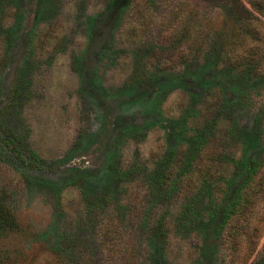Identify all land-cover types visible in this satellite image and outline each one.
Returning a JSON list of instances; mask_svg holds the SVG:
<instances>
[{"label":"rangeland","instance_id":"obj_1","mask_svg":"<svg viewBox=\"0 0 264 264\" xmlns=\"http://www.w3.org/2000/svg\"><path fill=\"white\" fill-rule=\"evenodd\" d=\"M10 1L1 21V35L8 30L10 39L0 38V196L18 229L0 236V264H121V251L123 261L133 252V264H224L227 203L240 177L231 187L210 183L208 194L197 190L194 169L182 177L175 172L164 199L148 184L167 154L176 159L201 136L208 151L264 156V87L240 84L236 71L205 61L207 41L206 50L197 46L202 39L193 45L188 37L183 47L172 41L171 14L185 1L206 13L204 3ZM222 20L209 23L210 30ZM177 45L180 56L173 53ZM134 68L149 80L128 86ZM18 81L25 92L10 107ZM240 133L249 135L247 142ZM3 139L34 152L39 167L13 156ZM111 161L130 173L114 189ZM222 171L229 175L233 167ZM260 177L254 181L263 190ZM106 187L109 201L102 207L94 199ZM135 199L141 213L133 219L128 205ZM186 200L191 212L179 228ZM115 208L125 215L119 248L113 235L103 234ZM162 213L164 241L151 233ZM249 227L260 232L249 260L255 252L264 260V204Z\"/></svg>","mask_w":264,"mask_h":264},{"label":"trees","instance_id":"obj_2","mask_svg":"<svg viewBox=\"0 0 264 264\" xmlns=\"http://www.w3.org/2000/svg\"><path fill=\"white\" fill-rule=\"evenodd\" d=\"M201 1L207 9L206 13H203L204 11H202V8L198 6L197 3L191 5L189 2L186 3L185 1L174 14H171L173 18V25L170 28L172 41L175 43H182L183 47L186 45L188 37H191L193 45H197L195 44L196 41L202 39L201 43L197 46L201 45V48L205 50V42L207 41L205 61L213 63L214 66H217V63L220 62L221 65L225 66L228 70L236 71L239 75L238 79L240 84L250 82L256 85L260 84V87L263 88L264 0ZM11 5L10 0H0V38L7 42L10 39V34L8 30H6V32L1 35V21L7 20L8 16H5L9 14L6 13L10 10ZM207 6L211 8H207ZM213 9H216V11H213ZM219 15L223 19L222 25L218 30L211 31L208 24L218 18ZM202 20H205L203 25L201 24ZM179 47L181 46L177 45L173 53H179L180 56L182 51H178ZM148 80L149 77L146 74L143 72L138 73L136 68H134L129 75V82L127 85L132 86L147 82ZM24 92V82L20 83V81H18L12 86L8 97L10 107L14 106L16 102L22 98ZM221 106L224 105L221 104ZM221 106H218L217 111L220 110ZM261 107L259 114L264 116V105ZM247 136H249L247 133H240L238 138H242L243 142H247ZM204 137L205 136H201L197 143L180 152L176 159L174 152L167 154L163 162H160L155 171L152 172L148 184L154 189L157 196H162L161 198L164 199L167 196L164 187L171 182L170 180L173 179L171 175L175 176V172L182 177L187 175L186 173H188L190 169H194L195 172L191 175H195L199 183L197 190H204L208 194L209 190H211L209 188L210 183L218 181L219 183L221 182L231 187L236 183L238 177H240L241 183L236 187L237 190L235 189L236 191L227 203L226 218L229 220V224L226 227L222 239H224V241H226L225 243L229 246V251L224 264H264V260H262L261 254L258 252H255L254 257L249 260L260 234L256 229L249 227V222L256 213V207H258L259 204H264V189H259L257 187V181H254L257 175L262 177L264 174V172L261 173L264 168V156L257 157V154L248 155L250 152L245 150L242 152L243 154L238 157L222 155L220 152L216 151V149L208 151L209 148L204 147ZM1 145L10 148L9 150L13 156H16L26 165L39 167V159L36 154L32 151H27V154L23 153L18 149L17 143L12 139H3ZM173 161L175 164H173ZM170 164H173L174 172L171 170ZM226 165H232L233 167V172L229 175L222 171L223 166ZM108 168L114 174L112 189H114V184L123 183L124 180L130 176V173L118 170L114 161L108 164ZM261 177L259 179H261ZM109 190L110 187H106L98 191L97 195H95L94 202L104 207L109 201ZM195 195L193 197L194 204L196 203V198H198L197 196L195 197ZM259 200L263 201L260 202ZM186 201L188 203L185 202V208L183 207L184 210L182 214L176 218L177 222H179V228L186 225L185 220L191 212L190 207H192V204L189 200ZM109 203H111V201ZM128 209L132 210V218H136L141 213V202L135 199L128 205ZM206 209L209 211L211 210L208 204L206 205ZM114 212V215L107 219L103 234H105L106 237L108 233V235H113V243L118 244L119 248L121 245V243L118 242L121 239V223L125 215L122 209L115 208ZM165 214L166 213H162L158 216L159 218L156 220V224L151 229L152 235L162 241L166 239L165 230L163 229L165 223L162 220ZM17 229L18 227L15 219L5 204V198L0 196V236L14 233ZM238 246L243 248V252L239 250ZM244 250H246V252H244ZM123 257L125 258V254L121 251L119 257L121 258L119 260L121 264H133L131 261L133 258L132 251L128 254V260L123 261Z\"/></svg>","mask_w":264,"mask_h":264}]
</instances>
